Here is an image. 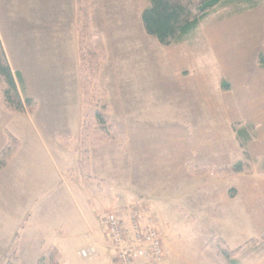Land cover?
Masks as SVG:
<instances>
[{"label": "crops", "instance_id": "0c3cea01", "mask_svg": "<svg viewBox=\"0 0 264 264\" xmlns=\"http://www.w3.org/2000/svg\"><path fill=\"white\" fill-rule=\"evenodd\" d=\"M98 1L95 0L92 6V23L95 30L102 34L107 47L108 56L102 68L104 74L101 71L103 85L107 89L104 103L110 106L112 122L125 133L126 138L122 142L106 140L92 146L88 161L89 176L108 183V198H101L103 203L110 202L111 206L106 212L111 209L126 211L133 206H144L151 211L156 226L164 236V264H192L190 261L182 262L180 257L172 254L175 245L171 234L168 238L171 232L168 228L173 222L170 212H178L181 219L189 213L188 220L195 222V213L210 215L212 212L214 218L219 216L221 219L218 211L225 209L234 218L243 196L236 187L237 180H233L238 175L256 178L245 180L247 190L244 193L247 197L241 205L249 206L253 202L259 208L264 207L263 168L253 170V174H234L222 178L213 173L195 175L189 170L191 164H207L220 169L242 161L243 158L240 160L239 156L244 155L243 148L233 125H255L258 137L259 123L255 119V111L252 117L251 112L240 111L231 101L228 108H222V102L218 103L206 94L200 107L191 109L187 105L176 109L171 107L174 95L166 92L164 96L171 99V103L167 113L161 115L163 120L159 119L158 114H140L141 106H138L136 99L139 86L143 83L142 76L134 75L133 68L127 69L132 67V61L128 58L118 63V69L130 74L114 72L116 61L109 58L118 42L124 41L125 44L129 39L127 33L132 28L126 27L128 14H132L127 11L126 23L117 34L122 37L113 42L112 24L108 22L110 16L105 10L113 0ZM143 11L141 8L140 16ZM76 19V0H0V37L9 64L15 75L20 74L17 82L21 95L36 98L39 103L33 113L34 118L33 114H27L30 124L24 128V132L31 138L23 144L16 137L19 148L0 172V264H4L14 249L22 254L29 245L35 247L36 254H41L39 250L47 248L44 247L45 242H50L48 246H56L61 254H65L67 244L80 241L87 232L94 240L90 247L98 252L96 261L90 264H118L114 254L112 259L115 263L111 262L110 242L104 238V229L96 227L97 222L89 209L87 218L82 221L79 218L71 219V223L59 220L64 218L58 213L63 207H60L56 197V180L48 176L50 174L54 179L52 172L55 171L63 177L64 170H69L68 160L65 152L58 147L57 138L74 131L79 136L81 131ZM97 19L102 20L103 25H95ZM111 74L114 87L107 84ZM146 78L150 85L148 89L151 88L160 99V92L155 87L157 78ZM222 84L227 94L234 91L227 81ZM200 85L205 83L201 82ZM113 90H116L114 96ZM263 90L261 95L264 100ZM260 114L264 115V109ZM204 117H209L213 122L212 132H209L208 124H200ZM2 127L7 131L4 125ZM53 132L62 134L55 140L52 138ZM29 140H32L31 143ZM77 141L73 159L82 162L80 141ZM256 141L250 140L246 146L251 155ZM6 143L7 140H3L0 151ZM221 147H226V151L223 152ZM102 192L98 191L97 195ZM259 224H264V215ZM83 226L87 229L79 231ZM202 235L205 244L216 235V231L206 226ZM81 250H78L79 254ZM206 259L207 264H219L211 254Z\"/></svg>", "mask_w": 264, "mask_h": 264}, {"label": "rangeland", "instance_id": "374dc122", "mask_svg": "<svg viewBox=\"0 0 264 264\" xmlns=\"http://www.w3.org/2000/svg\"><path fill=\"white\" fill-rule=\"evenodd\" d=\"M94 1L92 0L91 2V26L93 29H95L92 23V6ZM117 2L113 0L105 7L106 12L110 16L108 22L112 24L113 42H117L116 39L122 37L117 34L119 33V28L124 27L126 23L127 11L131 12L132 15L128 14L126 28H132V30L127 33L129 39L126 40V43L123 44L124 41L118 42L119 45H116L115 49L111 50L109 58L116 61L113 69L114 72L119 71L123 75L130 74L118 69V63L125 62V59L128 58L132 61V67H127V69L132 70L131 68H133L134 75L142 76L143 83L138 84V86L141 85L139 86L138 99H136L138 106H141L140 114L143 116L158 114L159 119L163 120L164 118H161V115L167 113V109L171 103V99L168 100L164 96L166 92L174 95V100H172L173 106L171 107H175L176 109H181L187 105H190L188 108L191 109L200 107V103L204 102L206 94L212 100L218 103L222 102V108H228V102L231 101L239 107L240 111L248 110V112H251L252 117L255 111V119L259 123L258 137L256 126L253 125V133H256V135H252V140H257L255 147H252V155L248 152L250 156L249 161H246L243 154L239 158L240 160L243 158L244 162H248L254 171L255 169L257 171L262 168L264 169V115L260 114V111L262 112L264 109V100L261 95L264 89V0H262L257 8L243 13H237V9L234 6H219L201 20L197 30L190 38L171 45H164L155 36L146 33L144 25L141 23L142 16H140L139 11L141 8L145 9L149 6L150 2L148 0H117ZM140 24L143 27L140 28ZM95 25H103L102 20H95ZM76 29L78 32L77 19ZM141 30L143 34H141ZM114 32L116 33L115 35ZM130 37L132 40H130ZM0 40L3 45L1 37ZM78 41L81 82L82 70L79 34ZM261 54H263L262 57L260 56ZM102 72L104 74V70ZM146 76L157 78L155 87L160 92V99L154 95L151 88L148 89L150 85ZM97 81L102 85L104 84L101 72ZM223 81H227L233 86L234 91L231 94L226 93V88L222 84ZM201 82L202 84L205 83V85H200ZM107 84L114 87L112 74L108 77ZM80 88L83 108L81 83ZM115 94L116 90H113V96ZM106 95L104 97L96 96V103L99 105L105 104ZM22 98L26 97L23 95ZM256 104L257 107L255 106ZM0 106V144H2L3 140L8 141L9 133L25 144L26 140L31 138V136L24 132V128H27L30 124L29 115L27 114L32 115L35 113L39 103L33 113L27 110L25 112L11 111L1 102ZM175 113L179 114L178 112ZM32 116L34 118L35 114ZM199 122L200 124H208L209 132H212L214 125L209 117H204ZM225 123H227V120H225ZM2 125L5 126L7 131L3 130ZM122 133L125 139L126 135L124 132ZM52 134V138L56 140L62 133L53 132ZM77 139L80 141L81 138L80 135L77 136V132L75 133V131L69 132V134L64 133L57 138L58 147L65 152L69 170H64L63 177H60L55 171L52 172L54 179L52 175H48L51 180H56V197L60 207H63L58 213L64 218H60L59 220L71 223V219L79 218L82 221L83 218H87V210L89 209L90 214L94 216L97 222L96 227L102 230L104 227L102 228L103 223H101V219L103 221L104 216L108 213L128 214L131 209H143L145 217L157 224L151 211L144 206H133L126 211L111 209L106 212L111 206L110 202L106 201L103 203L101 198H108L106 188L108 183L107 181L90 177L88 165L84 161L80 162L75 158L73 159L76 143H78ZM31 141L29 140V143ZM91 148L92 146L86 149L90 151ZM221 148L223 152L226 151V147ZM227 151L230 154L232 153L230 149H227ZM251 176L238 175L234 177L236 179H233L237 180L235 181L236 187L239 188L243 195L240 198L239 210L238 212L235 211L234 218L231 217L232 213L225 209L218 211L221 219L219 216L218 218H214L212 212L210 215L195 213V222L194 220H188L190 218L189 213L184 216V219H181L178 212H170L173 215V222H170L171 225L168 228L171 230L168 238L171 234V240L175 245L172 254L180 257V261H190L192 264H207L208 259H206V256L211 254L217 259L219 264H223L208 246L212 238H222L231 250L236 251L234 257L239 264H264V226H262L264 224H259L262 215H264V207L259 208L253 202L249 206L245 204L241 205L247 197L244 193L247 190L245 180L248 178L250 181L256 180V178ZM259 176L257 175V177ZM98 191L103 192L101 195H97ZM215 215L216 212H214ZM206 226L215 230L216 235H213L203 244L202 234ZM215 226L217 227L215 228ZM86 229L87 227L83 226V229L79 231ZM104 233L106 234V232ZM105 234L104 238L109 240ZM80 239V241H73L67 244V252L61 254L60 264H90L96 261L98 252L97 257L92 260H88L78 253V250L92 246L91 244L94 242L93 237L87 232ZM48 245H50V242H45L44 247H49ZM39 251L42 254L43 248ZM111 252V262L115 263L116 261L118 263L116 257L114 258L115 261L112 259L114 254L113 249ZM41 254H36L35 247L29 245L26 246L25 251H22V254L18 255L21 257L22 264H37ZM162 264H164V261Z\"/></svg>", "mask_w": 264, "mask_h": 264}, {"label": "trees", "instance_id": "16d2710c", "mask_svg": "<svg viewBox=\"0 0 264 264\" xmlns=\"http://www.w3.org/2000/svg\"><path fill=\"white\" fill-rule=\"evenodd\" d=\"M149 6L142 13V22L147 34L155 36L164 45H171L190 38L197 30L201 20L219 6H234L237 13L257 8L262 0H148ZM92 0H77V25L80 40L81 86L83 96V119L80 134L82 161L88 165L90 146L106 140L122 142L124 134L118 130L110 119V108L107 104L99 105L96 96L107 94L105 87L98 83L102 63L107 58V49L102 34L91 26ZM261 57L263 54L260 55ZM264 64V63H263ZM7 59L0 40V102L14 112L33 113L37 107L36 98H22L17 78ZM89 99V102H88ZM86 100V103H85ZM241 141L246 161L250 156L247 144L253 139L254 126L240 123L233 125ZM253 133V134H252ZM19 140L8 134V141L0 151V172L19 148ZM88 146V147H87ZM192 173L202 175L213 173L225 177L236 173H251V165L244 160L231 167L215 169L211 165H189ZM209 249L223 264H239L234 254L222 238H212ZM61 252L56 246L47 247L37 264H60ZM4 264H22L21 258L14 249Z\"/></svg>", "mask_w": 264, "mask_h": 264}, {"label": "built area", "instance_id": "2783aa9c", "mask_svg": "<svg viewBox=\"0 0 264 264\" xmlns=\"http://www.w3.org/2000/svg\"><path fill=\"white\" fill-rule=\"evenodd\" d=\"M137 208V207H136ZM103 227L119 264H162L165 257L164 236L145 211L130 210L128 214L108 213ZM82 257H97L93 247L83 249Z\"/></svg>", "mask_w": 264, "mask_h": 264}]
</instances>
